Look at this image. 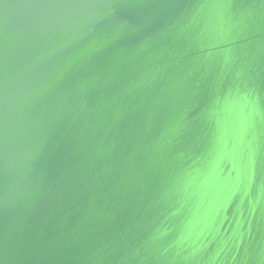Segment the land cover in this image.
I'll list each match as a JSON object with an SVG mask.
<instances>
[{
    "label": "water",
    "instance_id": "1",
    "mask_svg": "<svg viewBox=\"0 0 264 264\" xmlns=\"http://www.w3.org/2000/svg\"><path fill=\"white\" fill-rule=\"evenodd\" d=\"M0 264H264V0H0Z\"/></svg>",
    "mask_w": 264,
    "mask_h": 264
}]
</instances>
